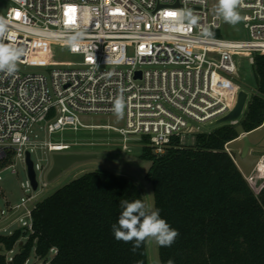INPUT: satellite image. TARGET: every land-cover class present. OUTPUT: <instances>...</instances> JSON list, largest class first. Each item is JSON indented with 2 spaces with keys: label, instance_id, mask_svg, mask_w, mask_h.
I'll return each instance as SVG.
<instances>
[{
  "label": "built area",
  "instance_id": "obj_1",
  "mask_svg": "<svg viewBox=\"0 0 264 264\" xmlns=\"http://www.w3.org/2000/svg\"><path fill=\"white\" fill-rule=\"evenodd\" d=\"M6 1L0 17L8 22L11 40L3 42L23 49L17 63L32 64L35 43L67 47L80 59L47 72L0 71V169L25 162L26 151L42 143L47 152L67 149L53 134L80 127L113 129L124 141L128 134L145 136L161 153L173 135L201 132L202 124L233 107L239 91L229 79L237 73L235 56L249 55L252 64L254 54H264V0H242L238 6L243 39L215 34L220 17L211 13L208 0ZM228 85L230 93L222 94ZM120 97L123 127L82 121L84 115L115 114ZM36 124L44 131L42 143L32 139L38 136ZM33 167L36 177L39 165ZM39 186L44 191L48 183L37 180L33 190ZM31 188L28 178L25 189ZM41 197H21L6 223L16 220L31 231L32 209Z\"/></svg>",
  "mask_w": 264,
  "mask_h": 264
},
{
  "label": "trees",
  "instance_id": "obj_2",
  "mask_svg": "<svg viewBox=\"0 0 264 264\" xmlns=\"http://www.w3.org/2000/svg\"><path fill=\"white\" fill-rule=\"evenodd\" d=\"M252 65L256 90L237 124L196 132L191 146L173 135L161 153L140 138V157L150 161L145 180L151 205L179 232L170 247L156 245L154 263L264 264V185L255 192L225 149L264 121V54H254ZM122 199L145 202L125 175L105 167L85 171L36 202L31 231L0 234V264H23L32 253L41 264H150L147 240L132 251L134 241L114 237Z\"/></svg>",
  "mask_w": 264,
  "mask_h": 264
},
{
  "label": "rangeland",
  "instance_id": "obj_3",
  "mask_svg": "<svg viewBox=\"0 0 264 264\" xmlns=\"http://www.w3.org/2000/svg\"><path fill=\"white\" fill-rule=\"evenodd\" d=\"M211 13L218 15L217 4L218 0H208ZM6 0H0V14H3L8 6ZM241 15V11L237 9ZM220 17V34L225 39H243L245 37V31L242 28L240 21L233 25L224 21L223 17ZM249 55L238 54L235 56V62L237 65L236 75L229 78L234 84L239 86V90H246L248 93V99L250 100L252 94L256 90V78L253 69V65L248 60ZM80 59L79 55H73L69 53L67 47L44 43H35L33 46V55L31 57L32 64L23 66L19 63L18 69L22 72L39 71L47 72L52 67H59L68 64L72 60ZM224 75H227L224 73ZM228 76V75H227ZM231 86V85H230ZM230 86L224 90H220L222 94L230 93ZM245 111V109H244ZM241 119V118H240ZM239 119V121H240ZM82 121L85 124H110L115 127H123L125 125L124 116L118 118L116 114H92L84 115ZM237 121L235 124H237ZM196 125V124H194ZM33 129L38 134L36 138H32L35 141L43 142L44 131L38 129V124L33 126ZM211 128L207 124L201 125V130L208 131ZM256 134L264 139V128ZM31 137L32 134H31ZM52 140L62 141L68 145V148L60 152H79L89 153L93 156L84 160H80L72 164L66 170L62 171L53 180L48 181L46 174L51 167V155L53 152L44 151L40 146H35L30 151V156L34 164H38L39 168H36V177L41 185L42 181H46L48 186L44 191H41V186L37 190L33 188L26 190L25 182L28 180L26 163L21 160H16L14 163V169L16 172H12L11 166H6L0 169V234H9L16 228L20 227V223L16 220L7 222V218L11 211V206H15L20 198L29 194H39L42 197L49 195L57 187L67 183L71 179L78 177L82 173L88 170H92L96 167H105L109 170L125 175L127 178L136 183L141 189L145 203L151 205L148 191L150 192L149 184L145 180V174L150 166V161L140 157L141 148L143 143L140 141L138 134H128V139L123 140L122 135L113 129H107L103 127H80L76 130L66 129L61 134L58 132L53 134ZM195 141V132H184L181 134V144L185 146H191ZM125 146V147H124ZM234 144H230L231 149ZM235 157L239 162L240 156L235 151ZM260 172L264 176V165L260 163ZM264 182V181H263ZM22 183L24 186H22ZM3 211V213H1ZM22 240H18L11 254L16 253L20 248ZM147 247L149 252L150 264H156L155 261V247L157 243L153 240H147ZM9 254V253H8ZM53 252L49 255L51 256ZM29 264H41V260L35 258L32 253L28 259Z\"/></svg>",
  "mask_w": 264,
  "mask_h": 264
},
{
  "label": "clouds",
  "instance_id": "obj_4",
  "mask_svg": "<svg viewBox=\"0 0 264 264\" xmlns=\"http://www.w3.org/2000/svg\"><path fill=\"white\" fill-rule=\"evenodd\" d=\"M241 3L242 0H218V15L227 23L237 24L242 19L237 11ZM4 40H11V37L8 35V22L0 17V71L13 74L18 70L17 61L23 55V49L13 44H5ZM75 40L76 37H73L72 41ZM124 107L123 97L114 101L113 111L118 118L123 117ZM120 206L123 210L117 224L112 225V230L117 241L125 243L134 241L132 251H136L148 239L162 247H170L179 235L178 230L161 218L159 209H155L154 205H148L138 199L131 202L122 199ZM156 264H159V261ZM167 264L173 262L169 260Z\"/></svg>",
  "mask_w": 264,
  "mask_h": 264
},
{
  "label": "water",
  "instance_id": "obj_5",
  "mask_svg": "<svg viewBox=\"0 0 264 264\" xmlns=\"http://www.w3.org/2000/svg\"><path fill=\"white\" fill-rule=\"evenodd\" d=\"M247 99H248V93L245 90L240 89L237 93L235 103L233 107L229 110V112L225 114L224 116L218 118L217 120L210 122L208 124V127L213 128L215 126H218L224 123H235L239 121L240 118L242 119L246 114L249 103L251 102V98H250V100L246 103ZM242 140H243L242 152L244 153L247 151L248 147L251 144L246 136H242ZM92 156L93 155L89 153L53 152V154L51 155V167L49 168L46 174V179L48 181H51L56 176H58L62 171L66 170L68 167H70L75 162L90 158ZM25 163H26V169H27V176L30 180L32 188L36 189L37 180L35 177L33 161L30 157V152L28 150L26 151ZM148 196L150 198V202H152L151 194L149 191H148Z\"/></svg>",
  "mask_w": 264,
  "mask_h": 264
},
{
  "label": "crops",
  "instance_id": "obj_6",
  "mask_svg": "<svg viewBox=\"0 0 264 264\" xmlns=\"http://www.w3.org/2000/svg\"><path fill=\"white\" fill-rule=\"evenodd\" d=\"M263 128L264 121L261 125L250 131H242L238 137L226 144V146L228 147L230 146V144H234V146H232L231 148L233 159L242 174L248 179L255 192H258L264 185V176H262L259 169L260 163L264 162V139L260 136V134H256ZM242 136H246L251 144L248 147L247 151L244 153L242 152ZM235 151L240 156L239 162L235 157Z\"/></svg>",
  "mask_w": 264,
  "mask_h": 264
},
{
  "label": "snow or ice",
  "instance_id": "obj_7",
  "mask_svg": "<svg viewBox=\"0 0 264 264\" xmlns=\"http://www.w3.org/2000/svg\"><path fill=\"white\" fill-rule=\"evenodd\" d=\"M19 14H17V16H18ZM66 15H68V12H66ZM71 22V21H70Z\"/></svg>",
  "mask_w": 264,
  "mask_h": 264
},
{
  "label": "bare ground",
  "instance_id": "obj_8",
  "mask_svg": "<svg viewBox=\"0 0 264 264\" xmlns=\"http://www.w3.org/2000/svg\"><path fill=\"white\" fill-rule=\"evenodd\" d=\"M262 165H264V162L262 163Z\"/></svg>",
  "mask_w": 264,
  "mask_h": 264
}]
</instances>
